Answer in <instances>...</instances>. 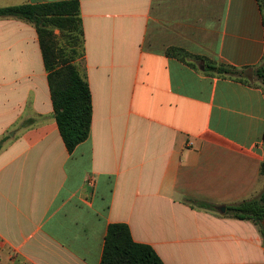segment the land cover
<instances>
[{
	"label": "crops",
	"instance_id": "crops-1",
	"mask_svg": "<svg viewBox=\"0 0 264 264\" xmlns=\"http://www.w3.org/2000/svg\"><path fill=\"white\" fill-rule=\"evenodd\" d=\"M78 1L92 122L72 153L34 25L0 17V264H100L113 222L165 264H264L257 226L225 214L264 183L257 1ZM169 46L245 68L249 82L204 73Z\"/></svg>",
	"mask_w": 264,
	"mask_h": 264
},
{
	"label": "trees",
	"instance_id": "trees-1",
	"mask_svg": "<svg viewBox=\"0 0 264 264\" xmlns=\"http://www.w3.org/2000/svg\"><path fill=\"white\" fill-rule=\"evenodd\" d=\"M256 1L264 26V0ZM0 17L17 18L34 25L47 73L53 117L66 150L72 153L78 144L88 138L92 122V98L84 68V31L79 1L58 0L3 6L0 7ZM165 54L193 68H198L197 63H201L204 73L249 82L245 68L219 63L177 46L167 47ZM254 75L264 90V58L254 68ZM2 142L3 139L0 140V148ZM259 175L264 182V161L260 163ZM197 202L200 208L215 210L211 203ZM226 209L225 214L252 221L264 240V183L258 195L227 205ZM100 264L165 263L151 245L132 238L126 223L113 222L106 229Z\"/></svg>",
	"mask_w": 264,
	"mask_h": 264
},
{
	"label": "water",
	"instance_id": "water-1",
	"mask_svg": "<svg viewBox=\"0 0 264 264\" xmlns=\"http://www.w3.org/2000/svg\"><path fill=\"white\" fill-rule=\"evenodd\" d=\"M201 68H203V65L201 66ZM218 210L223 212L225 210V206H219ZM263 231H264V226H263Z\"/></svg>",
	"mask_w": 264,
	"mask_h": 264
},
{
	"label": "built area",
	"instance_id": "built-area-1",
	"mask_svg": "<svg viewBox=\"0 0 264 264\" xmlns=\"http://www.w3.org/2000/svg\"><path fill=\"white\" fill-rule=\"evenodd\" d=\"M88 183H89V184H91V183H92V181H91V180H88Z\"/></svg>",
	"mask_w": 264,
	"mask_h": 264
},
{
	"label": "rangeland",
	"instance_id": "rangeland-1",
	"mask_svg": "<svg viewBox=\"0 0 264 264\" xmlns=\"http://www.w3.org/2000/svg\"><path fill=\"white\" fill-rule=\"evenodd\" d=\"M68 48H69V46L66 47V51H68V50H67ZM78 60H79V58H78Z\"/></svg>",
	"mask_w": 264,
	"mask_h": 264
}]
</instances>
